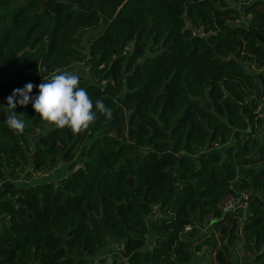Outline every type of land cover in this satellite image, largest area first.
<instances>
[{
  "label": "trees",
  "instance_id": "trees-1",
  "mask_svg": "<svg viewBox=\"0 0 264 264\" xmlns=\"http://www.w3.org/2000/svg\"><path fill=\"white\" fill-rule=\"evenodd\" d=\"M100 24L82 46L75 32ZM65 71L111 118L97 113L73 135L30 102L14 109L26 122L15 135L4 110L13 90L31 83L35 97ZM1 81L0 264H90L114 241L122 256L101 264H191L204 247L215 264H235L244 213L245 244L264 262V120L249 99L256 81L264 96V0H0ZM34 129L45 132L32 140ZM82 149L56 182L9 184ZM228 197L241 205L224 213Z\"/></svg>",
  "mask_w": 264,
  "mask_h": 264
},
{
  "label": "clouds",
  "instance_id": "clouds-1",
  "mask_svg": "<svg viewBox=\"0 0 264 264\" xmlns=\"http://www.w3.org/2000/svg\"><path fill=\"white\" fill-rule=\"evenodd\" d=\"M34 85L28 83L23 89H15L7 98L9 113L5 123L15 135H22L26 122L23 113L16 114L14 109L26 107L30 102L39 119L56 129H69L73 135L87 131L97 120V113L111 118L112 111L101 100L95 104L86 90L80 87V77L73 72H61L38 86L39 95L31 97ZM19 97V99H16ZM95 109V110H94Z\"/></svg>",
  "mask_w": 264,
  "mask_h": 264
},
{
  "label": "rangeland",
  "instance_id": "rangeland-1",
  "mask_svg": "<svg viewBox=\"0 0 264 264\" xmlns=\"http://www.w3.org/2000/svg\"><path fill=\"white\" fill-rule=\"evenodd\" d=\"M241 7L243 4L240 5ZM240 11V21L243 24H249L250 17L251 16H245L239 6H234ZM237 21V20H235ZM234 21V24L236 23ZM239 21V20H238ZM103 30L102 24L98 25L97 27L91 29V30H86V29H80L75 32V35L81 37L82 35V40L80 41V44L82 46H85L86 48L88 47L89 43L96 38ZM129 49V48H128ZM86 52V50H83ZM238 62H240L242 66V70L246 74L250 75H256L258 71L254 69L252 66V63H248L245 61H242L240 58L236 59ZM76 70L81 71V68L83 66L81 64H75L74 65ZM5 76L4 73L1 75V77ZM5 80V79H4ZM3 83V81L0 82V84ZM255 85H258L257 87L260 88V85L258 81L255 82ZM247 92V90L245 89ZM258 92L260 91H253V96L250 97L249 99H255L258 102V105H262V108L264 110V96L259 95ZM32 140H35L37 137L41 136L44 132L45 129H34L32 130ZM127 133H125L126 136ZM257 136L259 138H263L264 136V130L262 129V125H260L257 129ZM233 143V140L229 141L228 144ZM224 144H218L215 145V149L218 151H224L225 149ZM85 154V149H82L81 151L79 150L76 153V159L71 162V163H57L56 166L46 172H32L29 168L26 169V171L21 174L20 176H17L15 178H11L9 180V184L12 185L13 183L15 184L16 187H28L32 185H37V184H42L44 182H56L60 178L66 177L70 174V169L73 166L74 168L77 167V165H81L82 162L84 161V156ZM80 167V166H79ZM247 219V214L244 213V216L239 219V235H240V240L238 244L235 246V249L232 251L231 258L233 259L235 264H254L253 262V257L252 254L250 253L248 247L245 244V236L246 234L242 231V225ZM210 231V227L207 225H203V228L201 229L202 233H207ZM121 257L122 256V243L119 241H114L112 245L109 248H105L102 250H99L95 256L91 259L92 262L90 264H99L101 261L108 257ZM264 262H260L258 264H263ZM191 264H215L214 260V254L210 249H206L205 247L202 248V250L198 253H195L192 259Z\"/></svg>",
  "mask_w": 264,
  "mask_h": 264
},
{
  "label": "built area",
  "instance_id": "built-area-1",
  "mask_svg": "<svg viewBox=\"0 0 264 264\" xmlns=\"http://www.w3.org/2000/svg\"><path fill=\"white\" fill-rule=\"evenodd\" d=\"M256 113L259 119L264 120V110L262 109V105H258L256 109ZM241 205V202L239 199H235L233 197H228L223 200V202L219 205L222 212L227 213L230 211L235 210L238 206ZM190 230L189 227L185 228V233Z\"/></svg>",
  "mask_w": 264,
  "mask_h": 264
},
{
  "label": "crops",
  "instance_id": "crops-1",
  "mask_svg": "<svg viewBox=\"0 0 264 264\" xmlns=\"http://www.w3.org/2000/svg\"><path fill=\"white\" fill-rule=\"evenodd\" d=\"M256 87L258 86V85H255ZM257 91H260V88L258 87V89H257ZM258 94L259 95H261V92H258ZM264 98V97H263ZM263 109V108H262ZM102 263V261L100 262V264Z\"/></svg>",
  "mask_w": 264,
  "mask_h": 264
}]
</instances>
